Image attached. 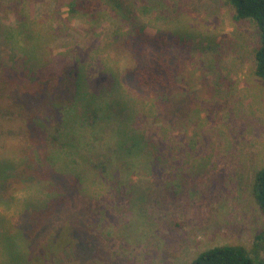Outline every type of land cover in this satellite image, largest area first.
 I'll return each instance as SVG.
<instances>
[{
	"label": "rangeland",
	"instance_id": "1",
	"mask_svg": "<svg viewBox=\"0 0 264 264\" xmlns=\"http://www.w3.org/2000/svg\"><path fill=\"white\" fill-rule=\"evenodd\" d=\"M68 1L0 0V264H188L225 244L264 264L251 191L264 165L254 21H235L226 0H91L81 16ZM17 16L18 34L4 37ZM134 26L176 65L170 87L127 79ZM66 64L108 99L96 122L87 106L82 123V105L61 122L66 88L49 75ZM8 114L26 124L4 125ZM74 131L77 149L65 141ZM118 140L146 149L108 163ZM46 203L56 204L46 231L17 232L21 212Z\"/></svg>",
	"mask_w": 264,
	"mask_h": 264
},
{
	"label": "trees",
	"instance_id": "2",
	"mask_svg": "<svg viewBox=\"0 0 264 264\" xmlns=\"http://www.w3.org/2000/svg\"><path fill=\"white\" fill-rule=\"evenodd\" d=\"M4 1V0H1ZM117 0H111V2H116ZM233 8V19L235 21H242L245 19L253 20L258 31V45L254 50V74L261 78L264 81V0H226ZM10 2V0H8ZM107 2V1H106ZM91 0H70L68 1V11L71 15L77 16L84 15L89 12L88 9L90 6ZM122 1L119 0V5H121ZM93 15V14H92ZM31 21V20H30ZM24 23L21 20V17L17 16L16 18V27H3L1 29V33L4 37L11 36L10 32L14 31L17 33V26ZM35 23V21H34ZM33 24V21H32ZM28 25V23H26ZM0 26L2 24L0 23ZM131 33L126 39L128 43L132 44V48L134 50V56L137 58V61L134 66L131 68L128 67L126 70L127 79H133L137 84L142 86H150V87H158L161 89H166L170 87L174 83L175 74H176V65L163 60L161 57V50L159 49L160 43L159 40L155 37L149 38L146 37L142 33V27H133L131 29ZM31 34V31H29ZM18 34V33H17ZM7 41V39H6ZM149 45H145L147 42ZM126 42V41H125ZM126 42V43H127ZM127 43V44H128ZM142 46L148 47V51L150 54L148 56L141 55ZM137 53H140L138 55ZM145 55V54H144ZM55 75L56 78L62 82L63 86L66 88L65 91H62L60 94L62 96L61 101L66 103L63 108L70 109L69 112L66 113V118L64 119L63 125L69 122V117H73L75 110L80 108L79 105L83 106V111L81 112V121L84 123L86 120L85 116V107L89 106L93 107L95 110L92 111V119L96 122V119H100L101 115H98V112L103 114V108L108 106V99L104 96V93L99 92L94 87H90L89 83L84 82V78L80 74V71L73 64H66L64 68H61L60 72H55L50 74L49 76ZM113 75L108 74L100 84L104 88H108L110 86V90L113 89L114 84L117 82ZM85 84L88 87H85ZM117 84V83H116ZM109 89V88H108ZM39 91V90H37ZM41 92V91H40ZM43 97V95H42ZM58 100V99H57ZM60 101V99H59ZM85 105H84V104ZM88 103H90L88 105ZM81 106V107H82ZM72 107V108H71ZM80 115V112H79ZM8 117L5 119L4 125L10 126L12 124H26L22 120H17L16 117L12 114H8ZM83 118V119H82ZM61 120V119H60ZM8 132V130H7ZM74 134H78L77 131L73 132L72 135H69L65 141L71 144L69 147L73 146L74 148H78V144H80L79 137H72ZM124 137H130L127 132H124ZM78 136V135H77ZM127 141V138L125 139ZM144 144L140 141H133L131 148L128 149L125 146V141L118 140L116 141L115 146L110 149V155L108 157V163L112 162L111 158L119 159L120 163L126 165V161L124 160L125 156L129 157L131 155H136L138 151H143L146 149ZM103 158V157H102ZM106 159V157H105ZM105 159H100V163L96 164V167L108 165ZM252 195L257 204L259 210L264 214V165L259 168L254 175L253 183H252ZM59 200V199H58ZM56 200L57 205L60 203ZM56 204H44L43 206L33 207L34 210L30 211L25 209L20 214L19 224L17 226V232H21L22 235H25L28 232L35 231H46L43 226L41 229L39 228L44 219L43 217H47L52 209H55ZM38 207V208H37ZM44 215V216H43ZM43 218V219H42ZM4 236V235H3ZM188 264H258L254 261L253 258L249 256L245 247L242 245H218L207 248L197 254L195 258H193Z\"/></svg>",
	"mask_w": 264,
	"mask_h": 264
}]
</instances>
